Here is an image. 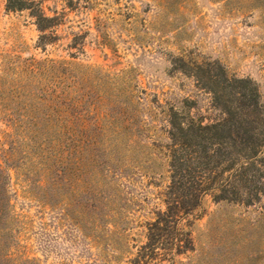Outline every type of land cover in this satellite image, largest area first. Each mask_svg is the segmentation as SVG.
Returning a JSON list of instances; mask_svg holds the SVG:
<instances>
[{"label":"rangeland","instance_id":"374dc122","mask_svg":"<svg viewBox=\"0 0 264 264\" xmlns=\"http://www.w3.org/2000/svg\"><path fill=\"white\" fill-rule=\"evenodd\" d=\"M25 4L0 0V264H264V0ZM191 121L222 125L207 164Z\"/></svg>","mask_w":264,"mask_h":264},{"label":"trees","instance_id":"16d2710c","mask_svg":"<svg viewBox=\"0 0 264 264\" xmlns=\"http://www.w3.org/2000/svg\"><path fill=\"white\" fill-rule=\"evenodd\" d=\"M8 7L11 9H23L26 8L25 0H6ZM38 17L42 20L50 19L42 16L41 14L38 15ZM39 29L42 30L43 26H39ZM248 83L249 81L246 80ZM250 85V84H249ZM211 88L212 92L214 93V96L217 97V87L212 86ZM252 93H256V90L252 87L251 88ZM249 114H244L243 116L239 117L235 121V129L237 130V134L240 135L237 137L232 138V143L235 147H239L242 151H248V152H257V149H255V146L252 145V140L255 136V132L250 130L249 125L252 123L253 117ZM173 125V124H172ZM181 124H178V130L181 132V134H184L185 137L188 138V143L191 142H197L200 141L202 143V151L203 155L199 157L197 163L199 164H207V161L210 160V155H208V151L210 150V146H214L217 144L216 142L220 140L222 128L220 123L215 124H194L192 121L188 123L187 127L180 126ZM231 132V131H230ZM233 133V132H232ZM251 133V135L249 134ZM236 138V139H235ZM194 139H197L194 141ZM188 162L183 165L182 171L183 173H187L188 176L184 175V178L179 181L178 186H174L175 191H180L182 195L185 197V202H188V200L193 199H200L203 194L206 193V185L207 181H205L201 176L199 177L197 174H195L194 170L190 165H188ZM172 192V195L175 193ZM175 202H172L168 205L167 210L165 211V216L169 218L176 217V214L174 211L178 210L179 208V200L174 199ZM161 217L158 218V222H161ZM185 240H181L183 242H178L174 244L172 247L173 253L180 254L183 253L184 250L192 249L191 248V238L187 237L183 238ZM185 241L187 243L185 244Z\"/></svg>","mask_w":264,"mask_h":264}]
</instances>
